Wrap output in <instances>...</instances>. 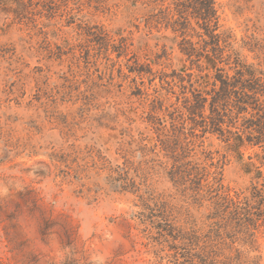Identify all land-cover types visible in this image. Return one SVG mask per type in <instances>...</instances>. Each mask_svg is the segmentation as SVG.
<instances>
[{"label":"rangeland","instance_id":"rangeland-1","mask_svg":"<svg viewBox=\"0 0 264 264\" xmlns=\"http://www.w3.org/2000/svg\"><path fill=\"white\" fill-rule=\"evenodd\" d=\"M210 1L0 0V264H197L217 198L196 163L263 186L264 134L237 152L187 111L207 58L264 76V0ZM234 248L264 264V233Z\"/></svg>","mask_w":264,"mask_h":264},{"label":"trees","instance_id":"trees-1","mask_svg":"<svg viewBox=\"0 0 264 264\" xmlns=\"http://www.w3.org/2000/svg\"><path fill=\"white\" fill-rule=\"evenodd\" d=\"M209 3L212 5L211 8L210 5L208 6L209 11L215 15L213 2L209 0ZM199 15L201 19H206L203 17L204 14ZM217 27L218 24H215V29ZM217 59L206 60L209 68L214 71L213 93L207 98L203 95V91H198L197 94L191 92L196 100L194 99V104L187 108V111L193 116L200 117V128L203 133L216 132L224 136L222 140L227 143L228 148L239 152L245 140L254 144L260 142L254 141V138L246 134L254 132L264 134V76L253 64L243 63L238 59H233L235 64L233 74L223 72L217 67ZM238 92H240L239 96L234 95ZM206 104L209 115H204ZM226 110L229 111L228 117L232 119L230 122L225 120ZM240 118L245 119L246 122L242 128L240 123L239 127L237 126ZM231 128H238L233 132L235 133L233 137L227 135L232 133ZM208 160L205 158L196 163L195 186L198 190L206 188L205 191L214 192L217 198L210 206L209 216L207 215L212 220L209 228L214 239H211L208 247L203 248V245H200L203 235L195 236V242L201 249L195 256L197 264H256L254 258L247 252L234 248V245L238 243L241 247L247 246L251 249L258 233H264V184L262 187L252 185L246 194L240 192L230 194L222 184L221 173L211 171L213 162L208 163ZM183 171L187 172V170ZM260 173L258 171L257 175ZM200 196L202 198L199 201H202L203 195ZM167 231L168 235L176 239L172 234L173 230ZM183 239L190 240L188 237Z\"/></svg>","mask_w":264,"mask_h":264}]
</instances>
